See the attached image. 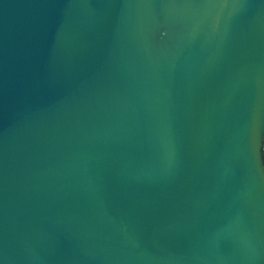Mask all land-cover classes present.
Returning a JSON list of instances; mask_svg holds the SVG:
<instances>
[{"label": "water", "instance_id": "1", "mask_svg": "<svg viewBox=\"0 0 264 264\" xmlns=\"http://www.w3.org/2000/svg\"><path fill=\"white\" fill-rule=\"evenodd\" d=\"M0 264H264V0H0Z\"/></svg>", "mask_w": 264, "mask_h": 264}]
</instances>
